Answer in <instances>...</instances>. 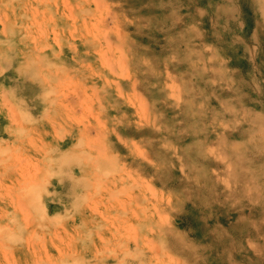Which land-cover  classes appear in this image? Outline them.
Returning <instances> with one entry per match:
<instances>
[{
  "label": "rangeland",
  "instance_id": "1",
  "mask_svg": "<svg viewBox=\"0 0 264 264\" xmlns=\"http://www.w3.org/2000/svg\"><path fill=\"white\" fill-rule=\"evenodd\" d=\"M260 60L264 0H0V264H264Z\"/></svg>",
  "mask_w": 264,
  "mask_h": 264
},
{
  "label": "bare ground",
  "instance_id": "2",
  "mask_svg": "<svg viewBox=\"0 0 264 264\" xmlns=\"http://www.w3.org/2000/svg\"><path fill=\"white\" fill-rule=\"evenodd\" d=\"M68 5V4H67ZM69 8V7H68ZM71 9V8H70ZM70 13V12H69ZM72 38V37H71ZM243 48V47H242ZM257 55V54H256ZM260 56V55H259ZM110 68V67H109ZM111 70V69H110ZM254 70L255 71H258V72H260V73H262V75L264 76V61H259V62H256L255 63V65H254ZM113 71V70H112ZM114 72V71H113ZM115 73V72H114ZM258 83H260L261 84V82L260 81H258ZM259 86V85H258ZM260 93V97L262 98L263 97V95H264V93L262 94L261 92H259ZM88 99V98H87ZM37 104V103H36ZM92 115V114H91ZM96 116V115H95ZM98 121V120H97ZM64 138V137H63ZM66 140L64 139V140H62V141H59L55 146H56V151H57V156H58V158L60 159V160H64V159H67V158H69V157H65V156H67V154H73L74 153V151H75V148H74V150L71 148V149H69V150H63V151H59V150H61L60 149V147H62V145L64 144V142H65ZM105 155V154H104ZM101 156H103V154L101 155ZM84 157V156H83ZM107 156L105 155V158H102V159H98L97 161H95V163H97L98 164V170H100V171H103V170H107V169H109L110 168V162H108L109 160L106 158ZM61 162V161H60ZM59 163V162H58ZM62 163H63V161H62ZM61 165V164H60ZM69 164H67V165H65V166H68ZM64 168V167H63ZM79 171L78 172H80V173H82V171H83V168H82V166H81V164H79L78 165V168H77ZM59 170V169H58ZM110 170H111V168H110ZM52 173V172H51ZM55 174L56 173H59V172H54ZM51 175V174H50ZM71 176H73V174L72 175H70L69 177H71ZM75 177V176H74ZM15 178V177H14ZM10 181V188L11 187H21L22 185V183L24 184L25 183V180H24V182L22 181V183L19 181V182H17V180L16 179H12V180H9ZM33 181V180H32ZM46 181V180H45ZM27 182V181H26ZM17 183V184H16ZM28 183V182H27ZM33 183V182H32ZM27 185V184H26ZM42 185V184H41ZM34 186V187H33ZM33 186L32 187H30L28 190H26V193H25V195L27 196H29L28 198H26V199H24V200H26V202H27V204H28V206H29V208L33 211V213H34V215L36 216V217H38L39 219H40V217H42L43 219H40V221H41V223L43 224V225H49L50 223H51V221L52 220H54L52 217H51V219H49L48 217H46L47 216V213H48V207H47V205H46V203H44V201H43V195H42V192L43 191H45V188L44 187H42V186H38V185H35L34 183H33ZM24 192V191H23ZM13 193H15V192H13ZM18 193H19V191H18ZM13 196V195H12ZM15 197L16 196H18V195H14ZM24 196V195H23ZM19 197V196H18ZM17 197V198H18ZM11 200H13V197H12V199ZM18 200H19V202L20 201H22L21 200V198H18ZM15 202L17 201V200H14ZM12 202V201H11ZM13 203V202H12ZM23 203H25L24 201H23ZM26 204V203H25ZM14 205V204H13ZM23 206H24V208H26L27 206H25L24 204H23ZM28 208V209H29ZM27 209V208H26ZM29 212V211H28ZM33 215V216H34ZM33 216L30 214L29 215V217H31V218H33ZM40 216V217H39ZM57 216H59V215H57ZM55 217H56V215H55ZM56 219H57V217H56ZM55 219V220H56ZM39 221V222H40ZM46 223V224H45ZM1 225V224H0ZM27 225V224H26ZM26 225H25V227H26ZM4 226H8V224H5ZM24 227V226H23ZM2 228V227H1ZM5 228V227H4ZM7 231H6V237L7 238H9L10 239V237L12 238V236H13V231H12V229L11 230H9V228H7L6 229ZM1 231V230H0ZM8 235V236H7ZM21 247V246H20Z\"/></svg>",
  "mask_w": 264,
  "mask_h": 264
}]
</instances>
